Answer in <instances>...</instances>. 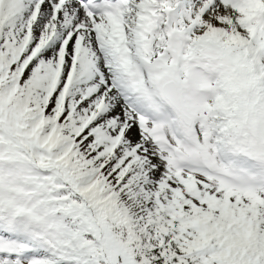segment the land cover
I'll list each match as a JSON object with an SVG mask.
<instances>
[{"label": "snow or ice", "instance_id": "6c2138e0", "mask_svg": "<svg viewBox=\"0 0 264 264\" xmlns=\"http://www.w3.org/2000/svg\"><path fill=\"white\" fill-rule=\"evenodd\" d=\"M0 264H264V0H0Z\"/></svg>", "mask_w": 264, "mask_h": 264}]
</instances>
